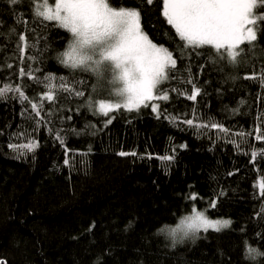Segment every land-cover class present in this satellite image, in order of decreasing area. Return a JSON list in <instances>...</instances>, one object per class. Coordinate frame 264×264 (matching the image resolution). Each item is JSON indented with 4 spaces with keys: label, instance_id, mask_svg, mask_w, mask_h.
I'll return each instance as SVG.
<instances>
[{
    "label": "trees",
    "instance_id": "obj_1",
    "mask_svg": "<svg viewBox=\"0 0 264 264\" xmlns=\"http://www.w3.org/2000/svg\"><path fill=\"white\" fill-rule=\"evenodd\" d=\"M124 3L135 6V0ZM161 8L157 0L145 30L156 37L154 42L179 48L174 55L184 57L177 79L162 86L169 99H158V112L150 101L138 111L120 109L105 117L88 100L98 103L111 96L102 92L107 80L59 63L69 34L54 22L47 27L33 23L29 0L16 5L0 0V82L19 86L29 98L21 101L9 93L0 99L2 264H264V256L245 259L248 245L264 252L259 189L264 156L254 160L251 155L264 152V138L256 139L264 137V87L259 80L244 79L264 69V36L238 64L213 62L216 53L210 46L182 48ZM21 18L26 26L17 23ZM147 25H154L155 32ZM25 27L29 43L41 34L47 37L42 57L37 51L45 41L39 40L21 58L18 34ZM50 73L85 81L76 88L85 96L57 92L52 101L42 99L48 88L39 81ZM193 84L201 94L190 100ZM54 85L59 88L60 81ZM189 119L193 126L185 122ZM213 123L228 131L212 128ZM29 142L39 147L28 152L24 146ZM169 155L172 161L161 159ZM193 207L210 209L209 217L229 218L232 224L173 248L159 230L175 227Z\"/></svg>",
    "mask_w": 264,
    "mask_h": 264
},
{
    "label": "snow or ice",
    "instance_id": "obj_2",
    "mask_svg": "<svg viewBox=\"0 0 264 264\" xmlns=\"http://www.w3.org/2000/svg\"><path fill=\"white\" fill-rule=\"evenodd\" d=\"M8 2L16 5L22 3V0ZM156 2L157 0H135V6H127L124 0H118L117 3H113V0H39L35 3L29 0V14L33 23L47 27L49 22H54L55 28L69 34L64 50L59 53V63L63 67L106 79L111 85L112 92L108 99H100L98 103L92 101L91 97L88 100L90 107L96 103L98 112L107 117L116 110L138 111L141 107H148L150 101L169 99L162 86L169 80L177 79L178 61L184 57L182 53L174 55V51L179 52V48L170 50L163 44L154 42L156 37L150 36L145 30L144 21L151 16L152 6ZM262 8L264 0H162L160 15L183 42V49L196 50L210 46L216 53L215 58H211L213 62L220 59L236 65L239 58L254 49L260 37L264 36V12L259 11ZM17 23L26 26L28 21L21 18ZM147 27L153 32L156 30L154 25ZM29 31L25 27V33L18 34L21 58H24L27 50L36 48L39 40L45 41L44 48L37 51V56L42 57L49 47L47 37L41 34L34 38L36 42L29 43ZM245 45L248 47L245 48ZM37 56L27 58L32 61ZM185 72L190 77V68L185 67ZM20 75H26L23 68L20 69ZM27 75L39 80L32 76L31 71ZM57 79L60 81L59 88L54 85ZM244 79L259 80L264 87V69L259 75L254 72ZM39 82H47L48 90L42 99L48 101L54 100L57 92H73L77 97L85 96L84 91L76 88L86 82L72 77H57L50 73ZM187 83H192V80L189 78ZM9 93H13V98L21 101L29 99L19 86L0 82V99H7ZM199 94L201 88L193 84V91L188 99L195 100ZM112 97L116 98L115 101ZM31 108L37 116L40 115L36 103H32ZM151 108L153 112L159 111L156 103H152ZM185 122L193 126V120ZM211 127L228 131L215 123ZM239 135L244 136L245 133ZM56 138L59 140L60 136L57 135ZM262 138L264 137L256 136L257 140ZM60 142L63 143L62 140ZM8 147L15 150L17 146L10 144ZM24 147L28 152H34L39 144L29 142ZM119 154L136 155L135 152ZM251 155L255 160L258 155L264 156V152L253 151ZM161 159L170 162L174 157L169 155ZM64 163L68 164L69 161L66 159ZM259 189L261 196H264V181L259 183ZM196 198L195 194L191 197L192 200ZM215 206L216 201L213 200L211 207ZM209 210L193 207L191 214L181 217L175 227L166 225L159 231L167 235L171 246L175 248L188 238H198L201 232H220L231 226V220L210 218L207 215ZM260 256H264V252L250 245L246 246L245 259L255 260Z\"/></svg>",
    "mask_w": 264,
    "mask_h": 264
},
{
    "label": "rangeland",
    "instance_id": "obj_3",
    "mask_svg": "<svg viewBox=\"0 0 264 264\" xmlns=\"http://www.w3.org/2000/svg\"><path fill=\"white\" fill-rule=\"evenodd\" d=\"M102 92H109L110 94H111V92H112V87H111V85L109 84L108 86H107V84H105L103 87H102ZM113 99V101H115V97H113L112 98ZM149 103V102H148ZM152 103H156V104H158V99L157 100H155V101H152ZM98 111V110H97ZM191 214V213H190ZM211 218V217H210ZM212 219H221V220H223V219H227V220H230L229 218H225V217H218V218H212Z\"/></svg>",
    "mask_w": 264,
    "mask_h": 264
}]
</instances>
